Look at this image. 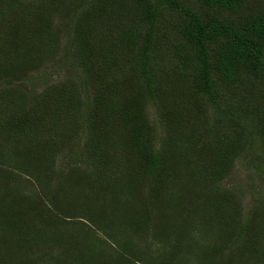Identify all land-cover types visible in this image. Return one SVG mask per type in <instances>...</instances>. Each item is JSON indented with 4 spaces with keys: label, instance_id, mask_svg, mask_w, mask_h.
<instances>
[{
    "label": "trees",
    "instance_id": "16d2710c",
    "mask_svg": "<svg viewBox=\"0 0 264 264\" xmlns=\"http://www.w3.org/2000/svg\"><path fill=\"white\" fill-rule=\"evenodd\" d=\"M61 29L80 73L40 89ZM241 156L264 180V0H0V264L137 263L141 231L178 240L161 264L196 231L264 264V207L223 185Z\"/></svg>",
    "mask_w": 264,
    "mask_h": 264
},
{
    "label": "rangeland",
    "instance_id": "374dc122",
    "mask_svg": "<svg viewBox=\"0 0 264 264\" xmlns=\"http://www.w3.org/2000/svg\"><path fill=\"white\" fill-rule=\"evenodd\" d=\"M57 20L60 21L58 17ZM59 25L61 24L59 23ZM60 36H61V42H60L61 47L57 58L53 60L49 58L50 60H48L40 69L35 70L34 75H32V78L33 76L35 77L30 81V83L38 86L40 89L48 84L62 81L68 77L70 78L78 77L80 73L76 65V62H74L71 57L66 62H63L61 60L62 56L65 54V43L69 41L67 30L61 29ZM152 119L155 125L157 127H160L156 122L155 116L153 114H152ZM158 131L160 132V128H158ZM68 157L69 155L66 152L59 155L58 158L56 159V168L58 169L61 165L62 166L65 165ZM240 158H244V159H238L236 161L230 176L227 177V179H225L223 185L231 188L233 190V193L239 194L241 196L243 203L242 205L243 212L246 213L252 207L254 209L260 206L264 207V180L262 176L259 174V172H257L255 168L249 165L245 156H241ZM12 164H14V161L13 159H10L6 166V169L4 170H10L12 168L10 167V165ZM4 170H0V173L4 172ZM12 170L15 171L14 169ZM19 173H20L19 171L16 172V174ZM22 177L27 178L24 175ZM10 185L11 186L16 185L15 186L16 188L22 189L26 193L28 191L27 188L28 184L25 180L21 181L20 179L19 183L17 182L15 184L14 182H11ZM76 226H78V224ZM36 229H37L35 231L36 237H41L43 236V234H46V232H43V228L41 226L37 227ZM124 231L125 229L123 230V232ZM201 232L202 231L200 232L196 231L194 236L187 237V241L189 244L186 245L187 246L190 245L191 251L189 252H193V253L188 255H185V253L182 255L181 253L180 254L181 258L179 260H175L174 264H226L229 261L228 257L231 255V253L229 252H227V254H225L224 252L217 253L215 251V249H217L215 246L217 245H212L214 244V239L205 238L204 235L201 234ZM96 234H97V241L100 243H105V245L101 246V248L99 247L98 254H101L105 261L114 260L117 252L119 251L117 244H112L115 242L111 238L106 236V234L99 233L98 231H96ZM123 235L128 237L127 235H130V233L128 232ZM6 236L8 238H4L2 235L0 236V246L3 245L5 247L4 243L10 244L11 249L10 251H8L6 248L4 249V247L2 246L4 250H2L0 247L1 249L0 251H2V254L7 253L5 251H8V255L16 256L15 254L18 253L19 251L20 241L17 239L15 234L14 236H9L8 234H6ZM208 237H211V234H209ZM159 238L154 234L146 233L142 231L138 232L137 234H133L130 240L132 242H135L138 247L144 249L146 251V256H148L149 259L139 261L141 254H139L136 251L138 253L137 255L140 256L139 257L134 256V260H138L139 262L136 263L135 261H131L130 264H161L162 257L168 258L169 255H171L173 247L174 245L177 244L178 240L172 237L171 239L164 242L162 238L160 239ZM105 240L109 242L111 245L107 244V242H104ZM196 240H198V242H196ZM34 246L36 247V245L33 244L30 246V248H34ZM37 250L39 249L37 248ZM37 250L29 254L27 258H32V257L37 258L38 256ZM67 251L68 250L64 248V250L59 251L61 252V254L57 252V257L59 259H63L66 256ZM43 253L46 254L44 250ZM120 257L123 258L122 255H120ZM46 260L44 261V263L49 264L50 259H48V261ZM42 261L43 260H41V262Z\"/></svg>",
    "mask_w": 264,
    "mask_h": 264
}]
</instances>
